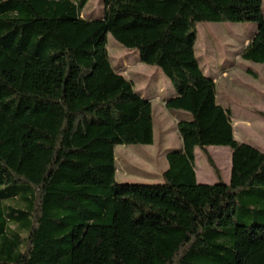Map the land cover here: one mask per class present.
I'll use <instances>...</instances> for the list:
<instances>
[{
	"label": "trees",
	"instance_id": "obj_1",
	"mask_svg": "<svg viewBox=\"0 0 264 264\" xmlns=\"http://www.w3.org/2000/svg\"><path fill=\"white\" fill-rule=\"evenodd\" d=\"M87 2L0 0V264H264V152L235 140L195 55L198 22H253L240 57L264 70L262 0H102L85 19ZM107 34L191 117L161 183L116 182L115 146L152 145L153 113ZM208 146L231 149L228 184ZM196 147L216 183L197 182Z\"/></svg>",
	"mask_w": 264,
	"mask_h": 264
},
{
	"label": "rangeland",
	"instance_id": "obj_2",
	"mask_svg": "<svg viewBox=\"0 0 264 264\" xmlns=\"http://www.w3.org/2000/svg\"><path fill=\"white\" fill-rule=\"evenodd\" d=\"M264 13V0H262ZM102 0H88L81 11L85 19L102 17ZM257 25L253 22H198L196 24L195 55L206 75H212L217 99L232 113L235 140L264 152V70L259 63L243 60L240 54L248 44ZM106 48L116 72L132 81L135 91L152 103L153 145H116L115 179L118 183L158 184L162 182V151L181 143L176 131V119L191 118L187 112L166 109L162 100L174 94L169 79L154 65L140 61L136 50L127 49L107 34ZM213 68L207 70V67ZM210 146L211 155L221 176L229 171L228 152ZM172 148V149H174ZM176 149V148H175ZM151 167H147L144 161ZM165 164L167 165V161ZM119 168H122L120 171ZM195 168L203 182L216 183L217 177L205 154L197 148ZM123 172L125 173L123 176ZM162 173V172H161Z\"/></svg>",
	"mask_w": 264,
	"mask_h": 264
},
{
	"label": "crops",
	"instance_id": "obj_3",
	"mask_svg": "<svg viewBox=\"0 0 264 264\" xmlns=\"http://www.w3.org/2000/svg\"><path fill=\"white\" fill-rule=\"evenodd\" d=\"M213 66H215V65H212L211 66V68H209V67H207V70H210V72H211V69L213 68ZM202 68V67H201ZM203 71H204V73H205V69H203ZM212 76V75H211ZM166 97H163V98H158V99H161L162 100V104L164 105V99H165ZM216 100H217V102L219 103V104H221L222 106H224V107H227V106H225L224 104H222V103H220L219 101H218V99H217V90H216ZM151 105H152V103H151ZM178 120L179 119H176V124H177V122H178ZM154 144V140H153V143H152V145ZM209 147L210 146H208L206 149H209ZM172 148H174V147H167V148H165L163 151H162V161H163V163H162V170L160 171V174H161V172H163L166 168H167V165L165 164V160L164 159H166L165 158V155H166V153H167V151H169V150H171ZM176 149H179V148H181V143H179V145H177V147H175ZM174 148V149H175ZM218 149H220L221 151H227L228 152V159H229V166H228V168H229V171H228V173L226 174V175H222V179H223V181L225 182V183H229V180H230V169H231V149L229 148V147H223V146H219L218 147ZM196 151H197V147L194 149V152H195V156H196ZM144 163H146V166L147 167H151V165H150V163L148 162V161H144ZM115 165H117V162H116V157H115ZM120 169V171H122V168H119ZM116 170H117V168H116ZM124 172H123V176H124ZM195 175H196V180L197 181H201V182H203V178L201 177V176H198V173H197V169L195 168Z\"/></svg>",
	"mask_w": 264,
	"mask_h": 264
}]
</instances>
